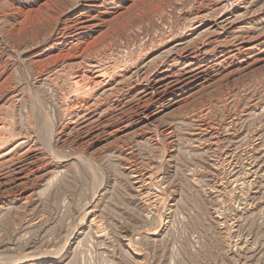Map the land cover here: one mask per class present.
I'll return each instance as SVG.
<instances>
[{
  "label": "rangeland",
  "instance_id": "obj_1",
  "mask_svg": "<svg viewBox=\"0 0 264 264\" xmlns=\"http://www.w3.org/2000/svg\"><path fill=\"white\" fill-rule=\"evenodd\" d=\"M0 264H264V0H0Z\"/></svg>",
  "mask_w": 264,
  "mask_h": 264
},
{
  "label": "bare ground",
  "instance_id": "obj_2",
  "mask_svg": "<svg viewBox=\"0 0 264 264\" xmlns=\"http://www.w3.org/2000/svg\"><path fill=\"white\" fill-rule=\"evenodd\" d=\"M168 4H169V2H168ZM233 4V3H232ZM226 6V5H225ZM191 11V10H190ZM224 12V11H223ZM207 13V12H206ZM199 15V14H198ZM240 15V14H239ZM198 18H199V16H198ZM188 20V19H187ZM191 20V22H189L190 23V25H188L189 26V29L190 30H192V31H194L195 33H198V28L199 27H201L202 25H203V23H201V22H199V23H197V16H196V13L194 14V18H192V19H190ZM200 20V19H199ZM238 20V19H237ZM236 21V20H235ZM171 23V22H170ZM217 23V22H216ZM215 23V24H216ZM227 23H228V21H227ZM80 24H82V23H80ZM219 25V24H218ZM170 27V26H169ZM168 27V28H169ZM229 27V26H228ZM231 27V26H230ZM207 29V28H206ZM205 29V30H206ZM202 30V29H201ZM203 31V30H202ZM202 31H201V33H202ZM212 31V30H211ZM210 31V32H211ZM223 31V30H222ZM174 32V31H173ZM204 34H205V32H204ZM203 34V35H204ZM199 36V35H198ZM195 37V36H194ZM206 37H207V35H206ZM203 37H201V39H202ZM205 38V37H204ZM189 40V39H188ZM203 41V40H202ZM197 42V41H196ZM189 43V42H188ZM187 43V44H188ZM186 44V45H187ZM180 47H181V50H183L184 49V46L182 47V45L183 44H178ZM220 46V45H219ZM196 47V46H195ZM171 48V47H170ZM197 48V47H196ZM237 48V47H236ZM198 49V48H197ZM199 50V49H198ZM170 51V50H169ZM179 51V50H178ZM205 51V50H204ZM171 52V51H170ZM170 55H171V53H170ZM67 56V58H68V55H64V57H66ZM78 56H79V54H78ZM176 56V55H175ZM63 57V58H64ZM69 57L70 58H77L76 56H70L69 55ZM196 57V56H195ZM172 59V58H171ZM77 60V59H76ZM83 60V59H82ZM80 61L79 60V62L78 63H74V65L75 64H77V66L75 67L76 68V84H79V82H81L82 80H85V81H89V83L90 82H92V85H94L95 83L96 84H98L99 83V78H104L105 76H106V70L105 69H101L100 68V66H99V64L97 65V64H95V63H93L91 60H83V61ZM192 60V59H191ZM188 63V62H187ZM189 63H190V61H189ZM73 64V63H72ZM192 64V63H191ZM99 79V80H98ZM102 80V79H101ZM109 81V80H108ZM107 81V82H108ZM93 82H94V84H93ZM101 83V82H100ZM103 83V82H102ZM109 83V82H108ZM92 85H91V87H92ZM109 85V84H108ZM107 85V86H108ZM97 86H99V85H97ZM96 86V87H97ZM102 86V85H101ZM92 88H95V87H92ZM96 89V88H95ZM106 91V90H105ZM95 92V91H94ZM83 112V111H82ZM217 144V143H216ZM150 170V169H149ZM238 170V169H237ZM147 177V176H146ZM147 183V182H146ZM137 190V189H136ZM145 195V194H144Z\"/></svg>",
  "mask_w": 264,
  "mask_h": 264
}]
</instances>
